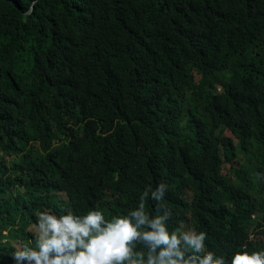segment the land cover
Instances as JSON below:
<instances>
[{
    "label": "trees",
    "instance_id": "trees-1",
    "mask_svg": "<svg viewBox=\"0 0 264 264\" xmlns=\"http://www.w3.org/2000/svg\"><path fill=\"white\" fill-rule=\"evenodd\" d=\"M261 174L264 0H0V264L38 213L126 216L160 183L169 232L264 250Z\"/></svg>",
    "mask_w": 264,
    "mask_h": 264
},
{
    "label": "clouds",
    "instance_id": "clouds-1",
    "mask_svg": "<svg viewBox=\"0 0 264 264\" xmlns=\"http://www.w3.org/2000/svg\"><path fill=\"white\" fill-rule=\"evenodd\" d=\"M166 190L164 183L147 189L135 210L110 219L99 209L85 215L40 212L34 246H17L13 264H264V250L236 251L226 262L206 250L205 232H169L170 210L165 208L155 217L145 211L150 198L158 202L159 212Z\"/></svg>",
    "mask_w": 264,
    "mask_h": 264
},
{
    "label": "rangeland",
    "instance_id": "rangeland-1",
    "mask_svg": "<svg viewBox=\"0 0 264 264\" xmlns=\"http://www.w3.org/2000/svg\"><path fill=\"white\" fill-rule=\"evenodd\" d=\"M190 72L194 73L195 80L198 81L200 79L199 73L196 71V69L191 68ZM239 154H240V161L245 162L246 164L248 163V157L245 156V152L242 150V148H239ZM226 172L231 175V177L236 178V170L232 169L231 166L226 168ZM11 243H16L15 242V236L11 235L9 232L3 234L0 236V244H6L7 246L10 245Z\"/></svg>",
    "mask_w": 264,
    "mask_h": 264
}]
</instances>
